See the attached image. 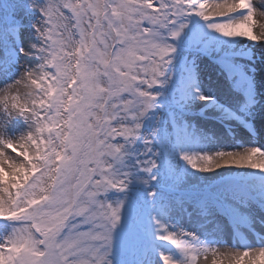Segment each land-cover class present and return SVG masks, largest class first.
Instances as JSON below:
<instances>
[{
    "label": "snow or ice",
    "instance_id": "obj_1",
    "mask_svg": "<svg viewBox=\"0 0 264 264\" xmlns=\"http://www.w3.org/2000/svg\"><path fill=\"white\" fill-rule=\"evenodd\" d=\"M257 13L0 0V264H264Z\"/></svg>",
    "mask_w": 264,
    "mask_h": 264
},
{
    "label": "rangeland",
    "instance_id": "obj_2",
    "mask_svg": "<svg viewBox=\"0 0 264 264\" xmlns=\"http://www.w3.org/2000/svg\"><path fill=\"white\" fill-rule=\"evenodd\" d=\"M257 2L259 3L260 0H253L254 4H257ZM257 16L260 19L259 13H257ZM261 24H264V18L261 20ZM256 30L258 31V28H256ZM222 80H223V77L218 73V70L215 67L206 68L203 73V78H202V90L207 89L209 92H217L218 85ZM199 103H206V102H199ZM244 133L246 132L244 131ZM255 141L257 145L259 144V142L264 141V134H259V137L256 138ZM209 256L210 258H207V259H209L210 264L213 259H216L218 261H223V264H229V260L226 256L219 255V256H216L215 258L211 254H209ZM152 259L154 260V263L156 264L155 257H153Z\"/></svg>",
    "mask_w": 264,
    "mask_h": 264
},
{
    "label": "bare ground",
    "instance_id": "obj_3",
    "mask_svg": "<svg viewBox=\"0 0 264 264\" xmlns=\"http://www.w3.org/2000/svg\"><path fill=\"white\" fill-rule=\"evenodd\" d=\"M257 3H258V2H257ZM255 19H256V27H255L254 30H256V28H258V30H259V27H260V25H261V20H262L263 18L260 17V19H259L258 16L256 15ZM256 31H257V30H256ZM208 111L210 112V111H212V109H210V110H208ZM239 135L243 136L244 133L240 130V131H239ZM222 251H223V250H222ZM240 251H242V250H240ZM217 256H219V255H217ZM220 256H221V255H220ZM208 258H210V256H208ZM153 264H155V263H154V260H153ZM202 264H204L203 261H202ZM207 264H210L209 259H207Z\"/></svg>",
    "mask_w": 264,
    "mask_h": 264
}]
</instances>
